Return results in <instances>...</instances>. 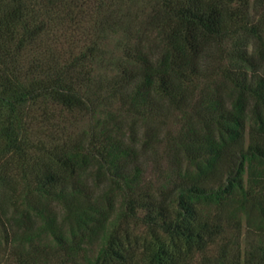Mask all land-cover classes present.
Segmentation results:
<instances>
[{
    "label": "trees",
    "instance_id": "1",
    "mask_svg": "<svg viewBox=\"0 0 264 264\" xmlns=\"http://www.w3.org/2000/svg\"><path fill=\"white\" fill-rule=\"evenodd\" d=\"M246 121L264 125V0H0V243L78 238L88 264H133L141 212L143 263L176 264L220 231L201 202L256 200L244 162L264 145L230 146ZM163 158L183 171L155 189Z\"/></svg>",
    "mask_w": 264,
    "mask_h": 264
},
{
    "label": "rangeland",
    "instance_id": "2",
    "mask_svg": "<svg viewBox=\"0 0 264 264\" xmlns=\"http://www.w3.org/2000/svg\"><path fill=\"white\" fill-rule=\"evenodd\" d=\"M119 3L115 2L111 8L116 10L117 7L120 13L113 14V16L121 20L125 17L124 10L118 8ZM134 6L135 9H138L137 4ZM111 42H115V38H112ZM79 122L78 129L84 125L85 121ZM251 141L264 145V125L259 126L254 122L246 121L242 140L232 143L230 146L233 148L238 144L247 146ZM163 159L150 163L145 172L144 181L155 189L163 186L168 180L174 179L178 176V172L183 171V168L169 166L165 163V158ZM201 179L206 184H216L219 182L220 176L216 171L208 170L201 175ZM243 182L248 192H251L256 200L249 198V200L243 201L245 205L241 207H239L238 200L231 197L223 198V202L219 204L201 202L199 208L204 215L210 217V221L213 223L221 221L220 231L212 236L204 249L188 252L176 264H213V261L220 257L224 247L223 252L228 264H233L237 259L240 264H246L248 251L260 248V246L264 247V210H260L256 205L258 204L256 203L257 197L264 198V165L261 161L254 158L245 160ZM129 229H132V242L129 245L128 255L132 256L133 264H146L143 263L139 253L141 248L137 251V244L141 245L152 230L144 222L141 212L132 218ZM1 236L3 240L2 233ZM95 248V244L82 242L78 238L60 244L55 243L48 236L40 237L39 240L30 243L3 240L0 243V264H88ZM222 258L224 255H221L220 259Z\"/></svg>",
    "mask_w": 264,
    "mask_h": 264
}]
</instances>
